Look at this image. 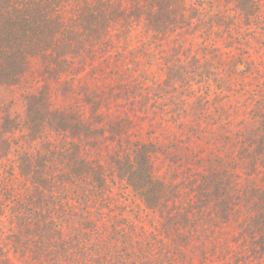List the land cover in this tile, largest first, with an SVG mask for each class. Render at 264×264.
I'll return each mask as SVG.
<instances>
[{"label": "trees", "instance_id": "16d2710c", "mask_svg": "<svg viewBox=\"0 0 264 264\" xmlns=\"http://www.w3.org/2000/svg\"><path fill=\"white\" fill-rule=\"evenodd\" d=\"M0 264H264V0H0Z\"/></svg>", "mask_w": 264, "mask_h": 264}]
</instances>
